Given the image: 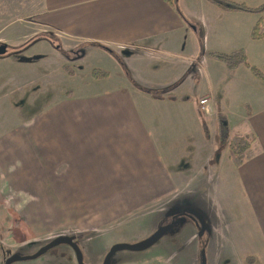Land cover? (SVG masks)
Listing matches in <instances>:
<instances>
[{"label":"crops","instance_id":"1","mask_svg":"<svg viewBox=\"0 0 264 264\" xmlns=\"http://www.w3.org/2000/svg\"><path fill=\"white\" fill-rule=\"evenodd\" d=\"M42 6L47 35L78 63L71 76L60 63L53 85L65 74L77 86L63 89L39 117L0 134V196L10 210L55 212L60 226L84 235L176 196L183 181L194 189L186 175L193 171L192 151L209 137L198 100L213 93L232 102L227 92L237 90L241 66L228 69L211 54L244 50L248 58L264 44L252 38L258 23L264 28V12L223 11L208 0H42ZM94 69L107 78H93ZM253 78L243 82L251 97L241 103L248 108L246 159L235 166L218 155L212 168L233 184L244 220L229 249L219 231L208 235L207 264H264V81ZM219 114L230 132L229 111ZM25 223L33 236L48 232L47 219ZM242 236L247 243L240 247Z\"/></svg>","mask_w":264,"mask_h":264},{"label":"rangeland","instance_id":"2","mask_svg":"<svg viewBox=\"0 0 264 264\" xmlns=\"http://www.w3.org/2000/svg\"><path fill=\"white\" fill-rule=\"evenodd\" d=\"M195 1L191 0L192 4ZM236 2H244L252 7L264 4V0ZM42 7V0H0V45L7 46V53L0 56V134L3 136L6 135L7 127L25 123L28 118L39 117L44 107L54 102L63 93V89H73L77 86V80L69 79L65 74L64 79L58 80V88L53 85L60 72V63L68 65L73 71H78V63L74 54L64 50L60 42L47 35L41 21ZM198 10L202 11L200 3ZM247 54L252 65L264 70V44H258L256 50ZM50 62L54 63V66L50 65ZM238 73L237 90L234 93L227 92V96L235 105L229 102L225 95L222 100L218 97L215 99L213 93L200 97H209L213 110L209 115L200 110L201 118L209 125V137L203 138V145L194 147L192 151L193 171L186 175L193 176L196 183L194 189H189L188 182L185 184L183 181L176 196L162 197L126 215L127 217L124 216L106 227L95 228L84 235H79V229L75 227L60 226L61 222L55 212L48 213L47 216L40 213H14L5 197L0 196V264H5L8 257L31 255L47 242L60 236H70L79 244L85 264H102L114 244L141 242L157 229L168 226L174 215H178L177 223L153 246L143 251H118L112 256L109 264H201V254L207 249L211 239H208V235L211 233L216 238L218 231L221 234V242L225 239L224 245L229 249L239 233V225L244 220L240 196L231 181H227L219 173L215 176L212 168L218 155L221 156L222 163L227 164V156L232 162L230 140H220L219 112L229 111L231 115L230 139L242 138L245 135L242 131V126H245L242 124V118L248 108L241 106V103L244 105L243 100L251 97V91L243 82L254 78L244 65L239 67ZM80 79H83V76L80 75ZM257 103L262 104L263 100L260 99ZM177 151L180 155L184 154V149ZM180 155L176 157L177 160ZM180 167L190 168L188 164ZM204 169L211 171L201 175ZM203 179L208 182L206 189L202 187L205 184ZM189 218H195L197 222L195 220L192 223ZM201 218L209 225L208 230H203ZM34 219H47L49 227L46 234L33 236L30 233V228L25 222ZM35 236L39 243L28 242ZM245 242L247 243L242 236L240 247ZM237 261L239 262V259ZM12 264L78 263L73 249L68 244L61 243L38 258L15 261Z\"/></svg>","mask_w":264,"mask_h":264},{"label":"trees","instance_id":"3","mask_svg":"<svg viewBox=\"0 0 264 264\" xmlns=\"http://www.w3.org/2000/svg\"><path fill=\"white\" fill-rule=\"evenodd\" d=\"M171 4H175L177 0H166ZM210 4L216 5L219 9L223 11H243L248 13H256L261 14L264 12V5L259 7H249L245 3L234 2L229 0H208ZM261 24L258 23L256 27H254L252 31V38L255 40H259L264 38V28L260 27ZM216 59L222 61L228 69H234L240 65H244L250 70V72L259 80L264 81V70L258 68L255 65H252L247 58V55L244 50L235 51L229 54L226 53H212L211 54ZM64 71L68 75H73L72 70L68 65H64ZM108 73L104 71H100L98 69H94L92 71V77L100 80L107 78ZM219 119V133H220V140L222 141H229V147L232 152V161L235 166H240L246 159V152L251 144L249 138H231L229 137V128L225 124L226 117L222 114L218 115ZM204 129L207 130L208 126L204 123ZM174 219H177L178 216H173ZM9 258V257H8Z\"/></svg>","mask_w":264,"mask_h":264},{"label":"water","instance_id":"4","mask_svg":"<svg viewBox=\"0 0 264 264\" xmlns=\"http://www.w3.org/2000/svg\"><path fill=\"white\" fill-rule=\"evenodd\" d=\"M6 53H7V46L0 45V56L5 55ZM176 223H177V220L173 219V221L168 226H164V227L157 229L149 238L141 242H137L135 244H125V243L114 244L109 250V252L107 253V255L105 256V259L102 264H109L112 256L118 251H122V250L143 251V250L148 249L149 247L153 246ZM61 243L68 244L73 249L75 253L76 261L78 264H85L83 260V253H82L80 246L71 237H68V236H60V237H57L51 240L50 242L40 247V249L34 254L27 255V256H12L6 260L5 264H12L15 261L32 260V259L38 258L50 248L58 244H61ZM201 264H207L205 251H203L201 254Z\"/></svg>","mask_w":264,"mask_h":264},{"label":"built area","instance_id":"5","mask_svg":"<svg viewBox=\"0 0 264 264\" xmlns=\"http://www.w3.org/2000/svg\"><path fill=\"white\" fill-rule=\"evenodd\" d=\"M200 110L205 114H210L213 110L211 99L209 97H202L199 101Z\"/></svg>","mask_w":264,"mask_h":264},{"label":"flooded vegetation","instance_id":"6","mask_svg":"<svg viewBox=\"0 0 264 264\" xmlns=\"http://www.w3.org/2000/svg\"><path fill=\"white\" fill-rule=\"evenodd\" d=\"M175 216H178V215H175ZM173 219H174V217H173ZM175 220H177V219H175ZM70 237V236H69ZM50 242V241H49ZM79 245V244H78ZM40 249V248H39ZM82 250V249H81ZM82 253H83V251H82Z\"/></svg>","mask_w":264,"mask_h":264}]
</instances>
